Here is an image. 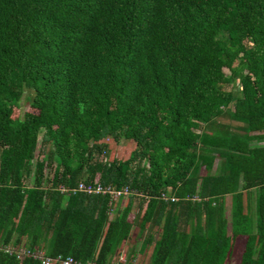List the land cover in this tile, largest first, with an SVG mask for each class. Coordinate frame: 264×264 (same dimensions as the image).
Returning a JSON list of instances; mask_svg holds the SVG:
<instances>
[{
    "label": "trees",
    "instance_id": "trees-1",
    "mask_svg": "<svg viewBox=\"0 0 264 264\" xmlns=\"http://www.w3.org/2000/svg\"><path fill=\"white\" fill-rule=\"evenodd\" d=\"M263 138L264 0H0V264H264Z\"/></svg>",
    "mask_w": 264,
    "mask_h": 264
},
{
    "label": "built area",
    "instance_id": "built-area-1",
    "mask_svg": "<svg viewBox=\"0 0 264 264\" xmlns=\"http://www.w3.org/2000/svg\"><path fill=\"white\" fill-rule=\"evenodd\" d=\"M65 192H74L77 190L85 191L87 193H105L109 192L112 198L119 197L120 195L128 194L130 191L126 186H123L121 188H113L110 185L102 186L100 183H85L83 181H79L76 186L74 187H64L60 186ZM18 257H22L25 254H31L35 256L37 259H40L43 264H80L78 261L74 260L71 256L63 257L61 255L56 256H47L44 254V252L40 249H36L35 251L31 250H25L24 248H20V250H17ZM118 262L119 264H138L135 261L127 262L124 256L120 255L118 256ZM85 264H95L93 261H87ZM108 264H118L116 262L114 263H108Z\"/></svg>",
    "mask_w": 264,
    "mask_h": 264
},
{
    "label": "rangeland",
    "instance_id": "rangeland-1",
    "mask_svg": "<svg viewBox=\"0 0 264 264\" xmlns=\"http://www.w3.org/2000/svg\"><path fill=\"white\" fill-rule=\"evenodd\" d=\"M226 73L229 72V70L227 68L223 69ZM26 100L24 97H22V99L20 100V107H19V111L21 112L23 111V109L26 108V104L24 103ZM220 121L222 122H226V123H230L233 127L238 124L237 121L232 120L228 115H224L218 118ZM109 146V151H108V155L107 158L111 159V158H121L124 159L126 157H128V155L130 154V151L133 149L134 147V141L131 139H126V138H121L119 141H114L111 137L105 138L104 139ZM254 144H258V145H262L264 144V138L263 139H258L255 142H252ZM218 158L216 157L214 160V166L215 164L218 162L217 160ZM29 181L31 182V178L29 179ZM136 202L137 200L135 199L134 201V205H133V209L131 212H135L136 211ZM224 206H225V215L227 216V218H229L230 215V195H226L225 197V201H224ZM132 215H130L131 217ZM133 242V241H130ZM134 244H137V242H133ZM140 256V255H139ZM139 256L136 258V261L139 262L140 264H144L147 261V257L143 256L142 259H139Z\"/></svg>",
    "mask_w": 264,
    "mask_h": 264
},
{
    "label": "crops",
    "instance_id": "crops-1",
    "mask_svg": "<svg viewBox=\"0 0 264 264\" xmlns=\"http://www.w3.org/2000/svg\"><path fill=\"white\" fill-rule=\"evenodd\" d=\"M126 195V194H125ZM125 195H123V196H125ZM125 197H122V199H121V202H123V200H125L124 199ZM135 201V200H134ZM133 205H134V203H133ZM137 241H138V243L137 244H132L131 245V243H130V240L129 239H127V240H124L122 243H121V246H120V248L118 249L119 250V252L117 253L118 255L116 256V257H114V260H112L110 263H114V262H116V263H118L119 264V262H118V256L120 257V255H122V256H124V258L126 259V261H127V257H128V255H129V253H130V251L131 250H133V249H135L136 250V254L134 255V257L133 258H131L129 261L131 262V261H135V262H137L136 261V258L139 256V259H142V257L143 256H145V257H147V261L144 263V264H148V259H149V253H150V248H146L144 251H139L138 250V248H139V245H140V239L137 237ZM40 250H42V249H40ZM117 250V251H118ZM43 251V250H42ZM116 251V252H117ZM138 264H140L139 262H137Z\"/></svg>",
    "mask_w": 264,
    "mask_h": 264
}]
</instances>
